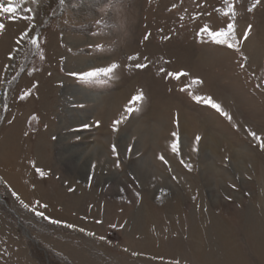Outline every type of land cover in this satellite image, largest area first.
Here are the masks:
<instances>
[{
  "label": "rangeland",
  "instance_id": "rangeland-1",
  "mask_svg": "<svg viewBox=\"0 0 264 264\" xmlns=\"http://www.w3.org/2000/svg\"><path fill=\"white\" fill-rule=\"evenodd\" d=\"M253 2L234 4L240 52L197 34L226 26L223 0H44L25 5L31 22L0 17V264H264V149L249 135L264 138V0ZM110 63L103 82L73 75ZM194 78L231 121L180 90Z\"/></svg>",
  "mask_w": 264,
  "mask_h": 264
},
{
  "label": "snow or ice",
  "instance_id": "snow-or-ice-1",
  "mask_svg": "<svg viewBox=\"0 0 264 264\" xmlns=\"http://www.w3.org/2000/svg\"><path fill=\"white\" fill-rule=\"evenodd\" d=\"M236 0H223L224 7H220L215 9L217 13H219L221 16L226 17L228 20V23L226 26L219 27L218 29H213L212 26L208 23H204L203 26L199 29V32L197 33L200 37L202 42H208L210 44L224 46L227 49H233L236 52H240L241 48L240 45L242 43V40L237 37L236 34V18H237V12L235 10L234 4ZM44 3V0H7V4L0 2V17L7 14L10 18H16L21 11L24 13L23 19L31 22L35 19V15L33 14V8L31 7H25L27 4H33L37 7H41ZM66 3V0H58V5L60 7H63ZM261 4V0H254L251 7L248 8V11L251 12L253 9L257 7V5ZM207 15H211V13H207ZM98 25L104 23L103 19H99L96 21ZM5 25L3 23H0V30L4 29ZM252 26L249 25L248 29L244 31L243 33V39L246 40L249 36L250 30ZM24 37L29 38L31 44L37 48L40 49V43L37 36H30L28 32L24 33ZM148 37L146 36L145 39ZM100 47V46H98ZM41 55V58H43V53H39ZM139 57H129V60H138ZM146 59V58H145ZM246 59V58H245ZM137 69H142L147 67L146 64L136 63L134 65ZM243 66V65H242ZM120 68V65L117 63H110L108 66L100 67V66H92L87 70H80L79 72L73 73L74 76L77 77L82 83L90 84L94 82H103L101 78H112L114 77L116 70ZM163 71V70H162ZM167 75L175 78L176 80H180L181 77H188L189 73L181 71L176 73H166ZM203 84V81L199 78L191 79L189 84L185 85L183 88H181V91H185L188 93V95L191 97L193 101H195L197 104L206 105L210 109L215 110L216 113H218L220 116L224 117L226 120L231 121L232 117L229 115L227 111L224 110V108L221 106L220 103L216 102V100L213 99L210 95H198L195 93V89H193L192 86L194 85H201ZM145 97L142 91L138 92L136 95L132 96L131 100L128 102V104L125 106L124 114L121 115V118L118 120L113 121V127L114 129L117 128V126L127 118V115L133 113L134 111H139L140 109L137 107L138 104L142 103L144 101ZM176 133H173V136H176ZM249 135L256 141L259 142V147L261 149H264V138L257 135L254 131H249ZM201 138L199 136L196 137V141L198 142ZM172 151L178 152V146L174 142L171 145ZM113 153H117L116 146H113ZM161 160H163L165 163L167 161L163 156L160 157ZM119 166V165H117ZM187 166V165H186ZM36 171L39 173L41 177L45 176L46 173L42 170L37 168ZM13 195H16L15 192H13ZM23 203V202H22ZM39 203V202H37ZM25 208H28L29 205L24 204ZM41 207L46 208L47 205H41ZM32 211L35 212L37 216L44 217L45 219H49L51 223L59 224L61 221L58 220H51L49 217L44 216V213L41 211H36V209H32ZM66 227L68 228H74L75 226L72 224H67ZM114 227V225H113ZM81 232H84L85 229L81 228ZM89 236H95V233H87ZM99 239L104 240L105 237L101 236Z\"/></svg>",
  "mask_w": 264,
  "mask_h": 264
},
{
  "label": "bare ground",
  "instance_id": "bare-ground-1",
  "mask_svg": "<svg viewBox=\"0 0 264 264\" xmlns=\"http://www.w3.org/2000/svg\"><path fill=\"white\" fill-rule=\"evenodd\" d=\"M96 148H97V147H96ZM96 148H94V149H95V151H94V153H95L94 156L97 154V152H96L97 149H96ZM98 155H99V154H98ZM94 159H95V158H93V160H94ZM100 160H101V159H100ZM74 162H75V161H74ZM70 163H71V162H70ZM105 163H106V162H105ZM74 165H75V164H74ZM70 166H71V165H70ZM72 168H73V167H72ZM72 168H71V169H72Z\"/></svg>",
  "mask_w": 264,
  "mask_h": 264
}]
</instances>
